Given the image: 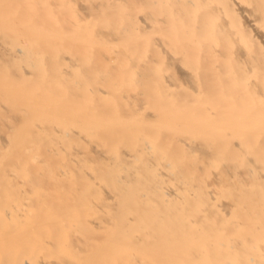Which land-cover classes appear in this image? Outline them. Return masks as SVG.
Segmentation results:
<instances>
[{
    "label": "bare ground",
    "instance_id": "1",
    "mask_svg": "<svg viewBox=\"0 0 264 264\" xmlns=\"http://www.w3.org/2000/svg\"><path fill=\"white\" fill-rule=\"evenodd\" d=\"M0 264H264V0H0Z\"/></svg>",
    "mask_w": 264,
    "mask_h": 264
}]
</instances>
